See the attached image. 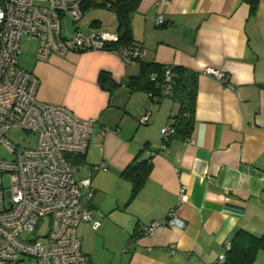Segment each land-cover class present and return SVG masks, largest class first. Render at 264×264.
I'll return each mask as SVG.
<instances>
[{
    "label": "crops",
    "instance_id": "obj_1",
    "mask_svg": "<svg viewBox=\"0 0 264 264\" xmlns=\"http://www.w3.org/2000/svg\"><path fill=\"white\" fill-rule=\"evenodd\" d=\"M158 1L140 0L130 31L143 61L198 72L193 128L184 139L163 146L160 135L177 102L153 103L147 92L124 84L138 73L137 61L125 63L105 49L70 51L34 59L29 70L39 80V99L96 120L87 151L71 157L77 171L83 168L76 178L91 179L88 205L101 212L97 230L87 222L76 228L88 264H224L219 255L237 229L264 234V0L253 15L241 0ZM89 9L81 10L84 23L73 34L117 31L114 11ZM207 67L221 69L228 83L205 74ZM101 71L117 83L111 90L97 81ZM137 157H148L152 167L129 200L131 185L121 173ZM181 185L188 192L183 203ZM171 211L183 226L140 232L150 221L164 223ZM256 258L253 264H264V253Z\"/></svg>",
    "mask_w": 264,
    "mask_h": 264
},
{
    "label": "built area",
    "instance_id": "obj_2",
    "mask_svg": "<svg viewBox=\"0 0 264 264\" xmlns=\"http://www.w3.org/2000/svg\"><path fill=\"white\" fill-rule=\"evenodd\" d=\"M83 1L0 0V264L22 257L33 258L35 264H88L76 228L81 222L94 230L101 225V212L88 205L91 179L76 178L78 165L71 161L87 151L96 120L80 118L67 107L39 99V80L16 60L23 37L37 39L34 59L41 61L53 54L103 49L117 42L116 31L75 32L70 37L60 33V16L68 13L75 22ZM163 22L162 15H157L156 23ZM114 52L130 63L142 57L143 50L136 44ZM204 72L228 83L219 68L207 67ZM165 78L170 80L169 71ZM148 115L149 111L140 115L139 123L146 124ZM13 126L35 133V146L22 147L8 138L6 133ZM106 129L100 128L99 138ZM173 132L170 123L161 127L163 146ZM98 167L106 169L103 164ZM179 188V202H187V187ZM162 224L184 225L171 211L164 223L150 221L140 232L149 235ZM224 247H229V241ZM223 258L224 253L219 255Z\"/></svg>",
    "mask_w": 264,
    "mask_h": 264
},
{
    "label": "trees",
    "instance_id": "obj_3",
    "mask_svg": "<svg viewBox=\"0 0 264 264\" xmlns=\"http://www.w3.org/2000/svg\"><path fill=\"white\" fill-rule=\"evenodd\" d=\"M241 1L248 4L250 15H253L260 3L259 0ZM139 2L140 0H108L104 3L96 0L83 1L81 5L82 12L88 7L104 4L105 7H108L116 14V32L119 35V39L117 42L109 43L103 49L114 52L121 47L138 44L142 50L139 43L133 42L132 32L130 31L131 14L137 9ZM133 61L139 63V71L137 74L125 79L124 84L129 90L147 92L153 103H159L163 98L179 102V110L173 116L172 122H170V125L174 127V132L166 141V145L173 137L184 139V137L189 136L193 128L195 96L198 90V72L184 65L143 61L142 57L135 58ZM166 71H169V81L165 78ZM108 80V74L101 71L97 81H99L101 86L108 85L109 90H111L117 83ZM125 166L121 175L130 182L129 200H132L144 186L152 164L148 157L143 160H139L137 157ZM259 252L264 253V234L256 236L244 229H237L229 240V247L224 251L223 262L224 264H253Z\"/></svg>",
    "mask_w": 264,
    "mask_h": 264
},
{
    "label": "rangeland",
    "instance_id": "obj_4",
    "mask_svg": "<svg viewBox=\"0 0 264 264\" xmlns=\"http://www.w3.org/2000/svg\"><path fill=\"white\" fill-rule=\"evenodd\" d=\"M96 1H102L103 3L108 1V0H96ZM90 8L89 10H93L94 8V12L95 11H99L100 9H105L106 11H111V9H109L108 7H105L104 4H100L97 6H91L88 7ZM88 13V14H87ZM91 13V11H90ZM86 17H88L87 15H89V12L86 11L83 13ZM72 17L71 15H69L68 13H64L60 16V25H61V34H63L64 36L68 37L71 36L74 30V25L78 26L79 28L83 25L84 23V18H79V20L73 22L71 21ZM78 30H82V29H78ZM38 44L37 39L35 38H26L23 37L22 41H21V47L19 54L17 56V64L20 68H22V70H30L31 66H32V62L34 60V54L36 51V45ZM169 99V98H168ZM173 100V99H170ZM176 102V101H175ZM179 104V102H177ZM7 137L10 138L14 143H16L19 146L22 147H32L35 146L34 144H36L37 141V136L35 133L32 132H27L26 130H24L23 128L19 127V126H13L11 127L8 131H7ZM80 173L83 172V168H81V170L79 169ZM79 171H75L76 176H78ZM47 218H45L46 220ZM79 229V228H77ZM40 231H42L41 229H39ZM7 264H35V261L33 258H28V257H22L20 260L16 261V262H9Z\"/></svg>",
    "mask_w": 264,
    "mask_h": 264
}]
</instances>
